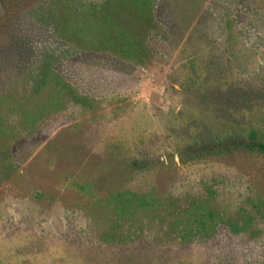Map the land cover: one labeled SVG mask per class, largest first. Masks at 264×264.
<instances>
[{
	"label": "rangeland",
	"instance_id": "374dc122",
	"mask_svg": "<svg viewBox=\"0 0 264 264\" xmlns=\"http://www.w3.org/2000/svg\"><path fill=\"white\" fill-rule=\"evenodd\" d=\"M103 1L74 34L69 8L0 0V264H264V154L185 155L264 126V0H112L106 29ZM46 64L67 91H38ZM111 189L158 205L120 218ZM193 205L222 221L183 237Z\"/></svg>",
	"mask_w": 264,
	"mask_h": 264
},
{
	"label": "trees",
	"instance_id": "16d2710c",
	"mask_svg": "<svg viewBox=\"0 0 264 264\" xmlns=\"http://www.w3.org/2000/svg\"><path fill=\"white\" fill-rule=\"evenodd\" d=\"M23 3H20L19 0H5L6 6L13 7L15 4H26L30 0H20ZM52 7L56 5H61L64 8H69L72 14L70 17H67V22L70 23L64 30L70 31L72 33L80 32L82 27V22L79 20V15L81 14V7H84V4H81L82 0H49ZM119 7H122L123 10L130 11L131 14L135 13L139 16L145 14L146 5L145 3L149 0H115ZM114 1V2H115ZM57 3V4H54ZM103 17L102 22L104 28L114 27L113 20L108 18L110 10L113 8L112 0L103 1ZM96 6L93 10L95 14L97 10L96 3H91ZM181 6V5H180ZM116 9V8H114ZM114 11V10H113ZM89 24H93L90 22ZM88 24V25H89ZM87 26V25H86ZM121 31L118 32V36H121ZM40 74L38 81V91L50 86L52 83L58 89L54 90L55 93H59L60 90L67 91L69 85L60 80L59 76L53 72L48 65L40 66ZM51 84V85H52ZM58 97V96H57ZM79 100H84V98L79 97ZM224 107L231 105V101L227 100L224 102ZM215 106H209V112ZM220 108V107H219ZM224 109L223 107L219 110ZM217 110V109H216ZM214 114H216L214 112ZM216 116V115H215ZM261 117V116H260ZM263 118V117H261ZM229 129V128H228ZM231 133H228L223 136H217L215 139L206 140L200 144L193 145L186 150L185 155L189 158H204L211 157L216 155H231L234 152H254L264 154V126H259L257 123L248 124L247 122L243 125H239L231 129ZM134 166L141 167L140 162H132ZM107 197L112 200L114 203L113 212L120 218L129 217L135 215L139 210H150L156 207L155 202L157 198L149 194L142 193L137 194L123 189H111L107 192ZM187 217V226H181L180 234L183 237H191L197 234H205L209 231L215 229V227L222 221L221 217L217 215L212 209L204 208L198 205H193L186 209L185 214Z\"/></svg>",
	"mask_w": 264,
	"mask_h": 264
}]
</instances>
